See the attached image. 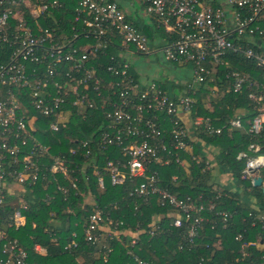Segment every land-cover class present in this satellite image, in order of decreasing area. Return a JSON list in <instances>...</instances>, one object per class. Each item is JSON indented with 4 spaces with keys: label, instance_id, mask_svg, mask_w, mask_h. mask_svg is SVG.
<instances>
[{
    "label": "built area",
    "instance_id": "1",
    "mask_svg": "<svg viewBox=\"0 0 264 264\" xmlns=\"http://www.w3.org/2000/svg\"><path fill=\"white\" fill-rule=\"evenodd\" d=\"M139 2L156 27L169 36L161 48L165 59L191 64L192 76L183 95L170 96L155 81L142 85L128 72L130 61L125 53L148 54L152 48L148 37L115 0H0V206L6 203L8 177L22 187L32 186L43 171L67 174L64 157L49 153V148L34 136L37 114L49 118L48 128L58 131L74 114L86 117L91 107L109 104L112 109L107 116L113 130L103 134V142L122 144L130 139L123 147L129 173L108 162L111 183L122 184L127 177L141 178L133 192L142 197L156 195L162 205L177 211L173 225L179 227L186 220L187 239L193 244L207 221L199 214L203 203L161 188L156 173L146 175V163L157 158L159 149L165 150L169 143L177 149L190 148L180 114L192 113L195 94L203 85L212 94L223 87L221 72L227 90L240 92L253 87L249 97L259 114L248 131L259 132L264 122V83L252 81L250 71L240 66L245 58L264 79V0ZM103 57L110 61L106 70L116 76L109 83L113 100L104 96L106 80L97 69ZM94 94L102 99L100 105ZM161 114L173 119L170 142L159 125ZM193 125L195 129L202 126L208 134L222 129L211 124L209 117L199 115ZM229 125L240 128L242 120L237 116ZM81 143L87 145L88 138ZM249 149L255 154L247 159L245 174L253 176L264 166V153L256 143ZM99 184L103 185L102 177ZM20 207L26 208L23 201ZM102 214L98 207L90 214L84 230L88 241L97 239L93 231L100 226ZM220 214L224 219L227 216L223 211ZM9 218L15 228L26 221L20 208ZM241 237V233L236 236L238 240ZM255 245L258 242H241L242 256L246 257L248 248ZM0 264L36 263L29 262L27 251L0 229ZM256 264H264V256Z\"/></svg>",
    "mask_w": 264,
    "mask_h": 264
},
{
    "label": "trees",
    "instance_id": "2",
    "mask_svg": "<svg viewBox=\"0 0 264 264\" xmlns=\"http://www.w3.org/2000/svg\"><path fill=\"white\" fill-rule=\"evenodd\" d=\"M101 62L102 65L97 67L98 73L102 74L107 85L103 88V94L113 100L115 96L109 83L116 80V76L106 70L110 63L108 59L103 57ZM240 67L250 71L252 81L264 83L262 73L245 58H242ZM128 72L139 81L131 62ZM220 79L223 87L215 93L212 94L204 85L201 87L203 91L200 90L207 92V101H210L212 109L205 108L201 98H198L192 114L194 117H209L211 124L222 127L219 133L214 134L199 128L196 131L201 132L208 144L219 148L217 164L220 170L229 172L242 186L243 193L221 186L213 187L215 183H210L212 171L207 168L204 155L197 159L199 146H195L188 136L186 141L194 149H177L169 143L165 150L159 149L157 158L146 163V175L156 173L161 188L178 197L189 196L196 203H203V210L199 214L207 221L203 222L193 244L187 239L186 220L183 219L179 227L173 225L177 211L171 206L162 205L156 195L142 197L133 192L141 178L127 177L122 184L111 183L108 162L115 164L125 174L129 173L128 155L123 147L129 144L130 139L122 144L103 142V134L113 130L107 116L112 109L109 104L91 107L86 117L74 114L67 125L58 131L48 128L49 118L37 114L34 136L49 148V153L64 157L67 174L43 171L32 186H22L21 197L12 177H8L10 187L7 186L5 190L6 203L0 206V229L6 232L8 239L17 240L27 251L28 261L36 264L261 262L264 256V219L260 214L264 210V166L255 170L253 176H248L245 165L247 159L255 154L249 149L251 143L258 144L260 152L264 153V122L259 132H249L250 123L259 114L255 101L249 97L253 87L234 92L225 89L222 72ZM93 96L100 105L102 99L95 97V94ZM237 116L241 118L245 132L230 128L229 121ZM159 125L166 139L169 142L173 140L170 135L174 126L172 116L159 115ZM85 138H88V143L83 146L81 140ZM241 153H245V156ZM183 161H187L188 165H183ZM255 176L262 178V186L253 185ZM100 177L103 178L102 186L99 184ZM243 195L253 197L258 210L243 202ZM20 200L26 208L20 207ZM96 207L101 209L103 219L93 231L97 239L88 241L84 230ZM17 208L23 211L26 218L25 224L19 228L11 225L9 218ZM220 211L227 213L225 219L219 215ZM238 233L242 234L239 240L236 238ZM250 241L258 242V245L250 246L248 255L243 257L240 244ZM36 246L45 248L46 252L40 253Z\"/></svg>",
    "mask_w": 264,
    "mask_h": 264
},
{
    "label": "crops",
    "instance_id": "3",
    "mask_svg": "<svg viewBox=\"0 0 264 264\" xmlns=\"http://www.w3.org/2000/svg\"><path fill=\"white\" fill-rule=\"evenodd\" d=\"M121 9L124 11L126 17L133 23L135 24L149 39L151 43V52L150 53H155L157 51H162L163 45L168 41L169 36L167 33H165L163 30H159L156 27L155 20L151 17L148 16L146 13L143 15L144 17L149 19V24L147 23L146 19L139 13L138 11V6L136 4V0H115ZM123 1V3H121ZM141 8L144 9L143 5L141 4ZM144 12V11H143ZM154 42H156V45H154ZM149 53V54H150ZM133 54L139 55V53H125V57L128 59V56H132ZM137 57V56H136ZM129 60V59H128ZM175 64V67L180 68L181 73H179V76H185L182 81L180 80H172L168 79L167 81L165 79L163 80H158L159 84L163 86V88L167 91L168 88L171 89L172 94H168L170 96H180L183 95L186 92L187 84L190 82L191 79V74L192 71L189 70L188 68L185 70V62H172ZM183 66L185 67L184 70ZM136 69V68H135ZM137 71V70H136ZM138 73V78L139 81L141 82L142 85H145L151 81L144 80L140 77L139 72ZM167 83L170 84V87L166 86ZM201 88L198 90L200 91ZM203 91V89L201 90ZM197 92L195 94L196 100L198 98H201V100L204 103V107L208 108L209 110L212 109L211 103L208 97L207 92ZM201 116V115H199ZM204 117V116H202ZM194 115L192 113H181L180 114V119L184 126L186 127V130L188 132V137L191 139V142L195 146H199V153L196 154L197 159H201V157L204 155L205 161L207 164V168L212 171V181L210 183H215L214 188H217L218 186H221L223 188L230 189L231 191H240L243 193L242 186H239L237 182L232 178L231 174L229 172H223L220 170L219 165L217 164V155H218V147H215L211 144H208L204 138L201 132H197L194 125H193V119ZM200 130H203L202 126H199ZM232 129V128H231ZM232 130H240L241 132H245L244 125L240 128H233ZM204 131V130H203ZM201 134V135H200ZM189 149H194V146L189 145ZM192 152V150H190ZM183 165L187 166L188 162L183 161ZM19 186V185H18ZM14 187V186H13ZM21 187V186H20ZM17 191L19 192V188L16 187ZM20 194V192H19ZM243 202L248 204L250 207L257 209L258 210V205L256 204V200L251 197V196H245L243 195L242 198ZM21 201V200H20ZM260 214L264 217V210L260 211ZM36 250H38L40 253L44 254L46 252L45 248L36 246Z\"/></svg>",
    "mask_w": 264,
    "mask_h": 264
},
{
    "label": "rangeland",
    "instance_id": "4",
    "mask_svg": "<svg viewBox=\"0 0 264 264\" xmlns=\"http://www.w3.org/2000/svg\"><path fill=\"white\" fill-rule=\"evenodd\" d=\"M123 3V1H121ZM136 4L138 6L139 13L143 16L145 14L144 9L141 8V3L139 0H136ZM144 17V16H143ZM149 24V19L144 17ZM154 45H156V42H154ZM137 56V57H136ZM129 61L134 65L136 70L139 72L140 77L144 80L148 81H158L165 79L166 81L170 79L172 80H180L182 81L185 76H179V73H181V69L175 67V64L171 61H168L165 59L163 52L157 51L155 53H148V54H139L132 56H128ZM186 67V68H185ZM185 67L183 66L182 71L188 68L192 71L191 64H185ZM187 72V70H186ZM192 76V75H191ZM168 87H170V84L167 83ZM167 92L169 94H172V91L170 88L167 89ZM15 187L19 188L20 197L22 192V187L18 185H14ZM21 188V189H20Z\"/></svg>",
    "mask_w": 264,
    "mask_h": 264
},
{
    "label": "water",
    "instance_id": "5",
    "mask_svg": "<svg viewBox=\"0 0 264 264\" xmlns=\"http://www.w3.org/2000/svg\"><path fill=\"white\" fill-rule=\"evenodd\" d=\"M253 185L262 186L263 185L262 178L260 176L253 177Z\"/></svg>",
    "mask_w": 264,
    "mask_h": 264
}]
</instances>
